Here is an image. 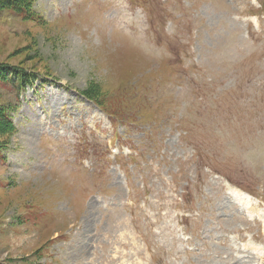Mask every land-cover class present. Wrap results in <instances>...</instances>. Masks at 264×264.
Segmentation results:
<instances>
[{
  "label": "rangeland",
  "instance_id": "obj_1",
  "mask_svg": "<svg viewBox=\"0 0 264 264\" xmlns=\"http://www.w3.org/2000/svg\"><path fill=\"white\" fill-rule=\"evenodd\" d=\"M27 6L0 9V67L35 79L21 92L0 82V264H233L226 233L246 221L228 217L215 174L264 204V22L244 20L250 1ZM97 104L141 158H98L94 141L84 165L58 139L104 123ZM118 166L144 205L125 206Z\"/></svg>",
  "mask_w": 264,
  "mask_h": 264
},
{
  "label": "trees",
  "instance_id": "obj_2",
  "mask_svg": "<svg viewBox=\"0 0 264 264\" xmlns=\"http://www.w3.org/2000/svg\"><path fill=\"white\" fill-rule=\"evenodd\" d=\"M28 1H31V0H0V8H10L9 6H13L12 8L15 9L16 6L18 5V3H20V2H28ZM6 69H9V68L0 67V74ZM13 74H14V78L13 79L16 80L14 82V85H16V83L18 82V84L20 85L19 88L28 86L33 81L32 77H29L28 75H24L20 71H16ZM7 124L10 126V128L13 129V125H11V122L9 120H7ZM0 129H2L1 123H0Z\"/></svg>",
  "mask_w": 264,
  "mask_h": 264
},
{
  "label": "bare ground",
  "instance_id": "obj_3",
  "mask_svg": "<svg viewBox=\"0 0 264 264\" xmlns=\"http://www.w3.org/2000/svg\"><path fill=\"white\" fill-rule=\"evenodd\" d=\"M231 196H232L235 200H237L238 202L244 204L245 207H249V205H250V200H248V198H247L245 195H243V194H241V193H239V192H236V191H232V192H231Z\"/></svg>",
  "mask_w": 264,
  "mask_h": 264
}]
</instances>
